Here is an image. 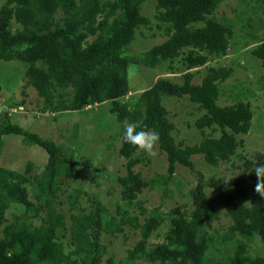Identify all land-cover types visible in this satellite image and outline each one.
<instances>
[{"label":"trees","instance_id":"obj_1","mask_svg":"<svg viewBox=\"0 0 264 264\" xmlns=\"http://www.w3.org/2000/svg\"><path fill=\"white\" fill-rule=\"evenodd\" d=\"M151 1L153 18L142 10ZM222 2L4 0L0 3V60L21 62L27 85L42 98V112L58 114L85 109L92 103L111 102L110 111L121 126L117 152L126 160L125 173L117 176L120 198L112 212L84 188L67 183L70 186L67 203L77 210L68 216L71 247L64 251L56 235L64 224L63 212L56 207L57 192L63 190L61 178L68 176L70 181L72 169L81 165L82 159L67 153L62 144L49 137L9 122L8 112L3 109L0 154L2 146L14 139L24 149L38 146L45 151L47 160L39 172L34 171L32 160L21 168L0 165V264H100L103 235L121 233L126 224L137 229L139 237L127 249L124 261L115 264H133L136 260L145 264H264V255L248 248L255 238L264 242V198L254 191V169L264 164V152L257 151L250 157L243 155L238 165L242 172L229 178L204 177L192 159L193 155L201 154L211 166L230 160L243 143L237 135L247 134L253 125L250 102L241 98L245 94L235 93L232 103H218L223 94L220 84L229 77L232 67L210 65L199 83L192 82L197 68L204 66L209 56L225 55L232 41V20L223 12L218 17L215 14ZM262 26L263 23L259 28ZM142 29L149 30L150 40L159 32L164 37L130 55L129 45L137 32L144 35ZM254 34L250 35L256 42L251 54L260 59L264 73V35ZM178 57L184 64L183 72L179 73L181 82L159 76L147 88L130 93L129 64L155 68L166 62L167 68L175 72L173 61ZM127 95H131L129 101H123ZM165 96H186L204 110L194 121L202 133L197 143L175 140L171 133L175 125L162 103ZM13 104L9 103V107ZM129 122L159 133L158 147L167 160L165 175L145 178L134 170L140 162L138 148L123 138L124 126ZM204 128H209V132L205 133ZM217 131L219 134L214 135ZM178 164L187 167L196 179L194 187L187 191L192 208L188 211L184 205L176 204L168 212L163 238L149 243L152 233L163 224L164 213L158 206L153 207L138 221L127 210L140 207L145 212L137 198L146 187L161 186L162 196H171L167 187ZM247 181L249 190L245 188ZM207 187L213 190V197L205 192ZM30 188L38 202L30 198ZM83 198L87 204L80 203ZM213 200L230 219L221 233L204 227V222L219 218ZM83 248L88 251L82 255Z\"/></svg>","mask_w":264,"mask_h":264},{"label":"rangeland","instance_id":"obj_2","mask_svg":"<svg viewBox=\"0 0 264 264\" xmlns=\"http://www.w3.org/2000/svg\"><path fill=\"white\" fill-rule=\"evenodd\" d=\"M4 0H0V3ZM148 2V1H147ZM143 12L153 18L154 10L152 1L143 7ZM224 13L233 22V37L227 48V53L221 56H209L208 62L204 66L198 67L192 82L199 83L202 76L206 73L208 66H229L233 70L229 77L223 81L221 89L223 94L219 97L220 105L229 104L235 101V93H243V100L250 102L253 109L252 128L247 134H238V139L242 138V145L237 147L235 154L228 161H221L217 166L207 164L201 154L192 156L195 167L204 177L237 175L242 172L241 157H250L255 152H264V73L260 59L251 54V49L255 45V40L250 35H264V0H223L215 11L218 17ZM263 23V26L259 28ZM144 35L136 33L135 39L129 45V54L139 53L145 45L157 43L164 37L157 33L155 39L150 40L149 30L142 29ZM17 59L9 61L0 60V112L7 110L9 122L16 123L23 128L33 130L41 136L49 137L57 144H62L67 153H74L82 159L81 165H76L72 169V177L69 181L68 176L62 177V188L57 192L58 202L56 207L62 210L64 224L57 232V241L62 242L64 251H68L69 245V213L77 209H71L67 203L66 195L70 192L67 183L78 185L87 191L91 196L99 198L112 212L115 202L120 198V184L117 176L125 173V162L120 157L117 150L120 145L121 136L119 134L120 123L116 116L110 111L111 102L92 103L86 105L78 111H67L62 113L42 112V98L37 95L36 90L27 85V78L23 74V68ZM23 64V63H22ZM166 62H162L158 67H144L143 65L129 64L127 67L128 87L130 92H139L147 88L159 76H167L171 80L181 82L179 73L183 72L184 64L180 58L173 61L171 72ZM233 94V96H230ZM133 96V95H132ZM131 95L124 96L123 101H129ZM9 103H14L9 107ZM162 103L167 108L168 117L174 123L175 128L172 135L177 142L184 144L197 143L202 133L194 125L195 119L204 110L199 109L197 104L190 102L186 96L175 98L165 96ZM55 117L56 119H54ZM208 133L209 128H204ZM215 132L214 135H218ZM9 141V140H8ZM156 155L151 156L144 151L137 149V156L140 162L134 167L139 170L143 177L163 176L166 174L167 160L165 153L156 146ZM27 160H32L35 164L34 171L39 172L46 163L47 155L38 146H31L24 149L18 140L11 139L10 143L2 146L0 154V165L4 163L14 168H21ZM237 165V167H234ZM191 171L182 165H176L173 179L168 183L171 196H162L161 186L159 188H144L138 195L140 204L145 208L135 207L127 210L128 215L136 217L142 221L143 216L153 207H159L164 213V222L150 236L148 242H158L163 238L164 231L168 223V212L176 204H181L189 211L192 208L187 191L194 187L196 179ZM245 188L249 190L250 182L245 183ZM209 197L214 196L210 188H205ZM30 198L38 202L33 196L31 188L28 189ZM182 192V194H181ZM184 193V194H183ZM60 201V202H59ZM82 205L87 204L84 198L80 200ZM219 210V218L213 222H204V227L208 231H218L221 233L227 229L230 219L224 214L223 207L214 203ZM38 222V221H37ZM36 222V223H37ZM121 233L114 235L104 234L100 264H115L124 261L127 249L131 248L138 240L139 234L130 224L123 226ZM1 234V232H0ZM251 252H259L264 255V242L255 238L248 246ZM88 251L83 248L81 254ZM133 264H145L143 260H136Z\"/></svg>","mask_w":264,"mask_h":264},{"label":"clouds","instance_id":"obj_3","mask_svg":"<svg viewBox=\"0 0 264 264\" xmlns=\"http://www.w3.org/2000/svg\"><path fill=\"white\" fill-rule=\"evenodd\" d=\"M123 138L125 142L135 146L145 153L151 156L156 155L155 149L160 138L157 131L145 130V128H141L139 124L129 122L124 126ZM254 173L256 177L254 191L259 194L260 197L264 198V164H258L254 169Z\"/></svg>","mask_w":264,"mask_h":264}]
</instances>
